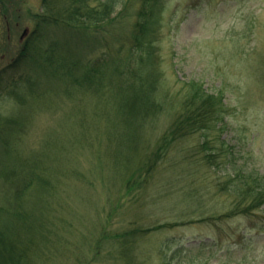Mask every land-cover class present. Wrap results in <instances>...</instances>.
Instances as JSON below:
<instances>
[{"label": "rangeland", "instance_id": "obj_1", "mask_svg": "<svg viewBox=\"0 0 264 264\" xmlns=\"http://www.w3.org/2000/svg\"><path fill=\"white\" fill-rule=\"evenodd\" d=\"M41 7V0L0 3V227L22 244L33 239L28 263L264 264V207L253 217L224 218L232 203L223 190L234 171L264 176V0H166L157 15V104L143 125L128 114L143 104L138 83L132 93L106 71L91 92L75 85L79 42L63 27H50L22 55ZM124 20L115 34H103L110 45L131 32L134 18ZM97 36L89 32L84 64L107 52ZM67 39L72 66L38 69L49 44L61 54ZM105 61L111 67V56ZM27 76L36 81L34 95L11 102ZM193 82L222 98L221 129L175 141L141 187L138 170ZM208 154H219L216 162L208 164ZM132 174L139 184L127 190ZM15 211L18 218L7 217ZM126 232L134 243L122 250L116 242Z\"/></svg>", "mask_w": 264, "mask_h": 264}, {"label": "trees", "instance_id": "obj_2", "mask_svg": "<svg viewBox=\"0 0 264 264\" xmlns=\"http://www.w3.org/2000/svg\"><path fill=\"white\" fill-rule=\"evenodd\" d=\"M165 2L166 0H41L42 13L37 16V28L27 39L22 55L26 51L29 54L28 47L31 41L35 42V40H39V37L40 39L46 38L45 32L47 31L46 36H48L50 27H63L71 35L68 38L69 40L79 42L80 55L78 57L77 54V57L82 75L79 79L74 80L75 85H79L82 90L88 92L95 85L93 84V80L101 79V76H104L106 71L114 83L121 81V85L128 88L132 93H136L133 84L138 83V95L140 96V92L143 93V97H140V103L143 104L140 109L134 112L130 109L128 114H136L139 117H143L138 118V121L141 123L140 125H143V121L146 122V118L154 114V108L157 104L153 103V96L158 90L161 78L159 56L157 54V47L155 46L156 37L159 32L157 30V27L159 28L157 15L164 9ZM2 14L4 17L7 15L5 10ZM35 17L32 18L35 20ZM124 18H134L132 30L123 36L119 33L115 36V39L113 37V40L119 43V45L112 46L103 37V34H112V30L113 34H115L118 25L121 26V21ZM39 19H41L40 23ZM89 32L98 35L96 41L100 40L104 43L107 48H103L107 52L100 60L91 64H84L81 50L83 47L89 46ZM68 39L63 42L65 50L61 54L58 52V45L56 43L49 44L48 49L39 57L38 69L45 65L55 72L56 68H59V62L72 66L70 59L74 60V53L73 48L69 47L71 44H68ZM93 43L96 46L98 45V42ZM120 43L122 44L120 45ZM28 54L26 55L27 57ZM108 56H111L113 60L111 67L109 65L104 66L106 65L105 60L108 59ZM101 65L102 67H100ZM21 83L25 84L26 89L18 91L13 94L14 96L12 95L11 102H16V104L22 99L24 102L28 98H31L34 95L32 94V89L36 87V81L29 76ZM187 87V96L181 105L180 114L175 117L171 126L160 137L159 144H157L158 146L151 154V157L147 158L146 162L138 170L143 171L142 177L144 176L143 180L145 181L141 187L147 184V178L155 170L158 162L164 157L175 141L193 135L196 132L202 131L204 133L214 127L218 128V130L221 129L226 110L222 103V98L207 94L201 85H197L194 82ZM112 90L113 92H117L116 86L112 85ZM207 142L208 140L202 142V150L209 148ZM229 154L231 156V153ZM229 154L227 155L228 157ZM218 155L208 154L206 156L207 163L210 164L211 161L216 162ZM136 177V174H132L125 180L127 190L129 187L131 188L132 183L137 181L135 180ZM32 184H34V181ZM30 187L31 185L28 186V189ZM223 190L224 192H228L232 203L230 213L224 218H233L237 215L253 217L254 213L264 207V176H260L254 171H234V174L229 177ZM25 192L27 191L22 190L20 192L18 203H21ZM0 213H4V210L1 208ZM6 215L10 218L12 216L18 218L21 214L15 211L14 213L7 212ZM162 230L163 226L160 225L154 226L153 229L145 232L152 233ZM131 236L126 232L121 239L122 241L116 242L118 243L117 245L122 250L129 243L132 245L134 240L130 238ZM127 239H130L129 242H126ZM29 240L31 242L29 241L28 244H22L15 237H8L6 229L2 225L0 227V264H29L28 253L35 252L34 241L32 238ZM96 255H98L97 252ZM137 261H140V259Z\"/></svg>", "mask_w": 264, "mask_h": 264}, {"label": "flooded vegetation", "instance_id": "obj_3", "mask_svg": "<svg viewBox=\"0 0 264 264\" xmlns=\"http://www.w3.org/2000/svg\"><path fill=\"white\" fill-rule=\"evenodd\" d=\"M24 36H25V38H26V37L28 36V32H27L26 34H24ZM24 36H23V37H24ZM27 38H28V37H27Z\"/></svg>", "mask_w": 264, "mask_h": 264}]
</instances>
